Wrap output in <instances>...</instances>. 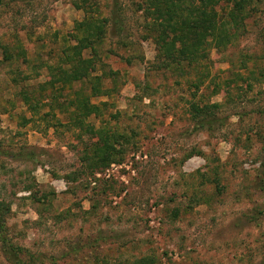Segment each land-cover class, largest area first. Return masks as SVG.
I'll return each instance as SVG.
<instances>
[{
    "label": "rangeland",
    "instance_id": "obj_1",
    "mask_svg": "<svg viewBox=\"0 0 264 264\" xmlns=\"http://www.w3.org/2000/svg\"><path fill=\"white\" fill-rule=\"evenodd\" d=\"M0 264H264V0H0Z\"/></svg>",
    "mask_w": 264,
    "mask_h": 264
},
{
    "label": "trees",
    "instance_id": "obj_2",
    "mask_svg": "<svg viewBox=\"0 0 264 264\" xmlns=\"http://www.w3.org/2000/svg\"><path fill=\"white\" fill-rule=\"evenodd\" d=\"M88 46H89V44L86 45V46H82L81 49L74 50V51H77L78 56H79V54L81 53L80 50H86L87 48L91 50V48H89ZM84 64L87 66L86 62L81 59V56H79L78 57V60L73 64L72 71L70 72V75L74 77V81H78V80H80L82 78H85V76L88 75L87 74L88 71H87V67L86 66L84 68L86 70V72H85V70H84V72H82V74L84 75V77L81 76V75L80 76L77 75V73L79 72L80 67H82V65H84ZM63 75H64V71L62 72V74L60 73V77L59 78H61V80L64 78ZM54 81H55V79L53 80V82Z\"/></svg>",
    "mask_w": 264,
    "mask_h": 264
},
{
    "label": "built area",
    "instance_id": "obj_3",
    "mask_svg": "<svg viewBox=\"0 0 264 264\" xmlns=\"http://www.w3.org/2000/svg\"><path fill=\"white\" fill-rule=\"evenodd\" d=\"M143 158L145 159V156H144ZM139 159H140V157H139V156H137L136 160H139Z\"/></svg>",
    "mask_w": 264,
    "mask_h": 264
}]
</instances>
